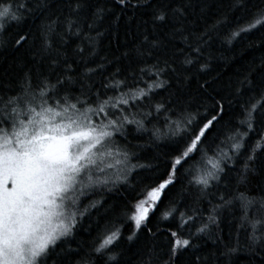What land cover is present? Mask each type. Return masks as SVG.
I'll return each instance as SVG.
<instances>
[{
    "label": "snow or ice",
    "instance_id": "6c2138e0",
    "mask_svg": "<svg viewBox=\"0 0 264 264\" xmlns=\"http://www.w3.org/2000/svg\"><path fill=\"white\" fill-rule=\"evenodd\" d=\"M113 2L121 13L131 9L148 16V20L141 22L144 26L141 43L148 45V49H135L133 59L138 58L139 63L134 67L130 61L128 69L117 67L97 80L106 65L89 66L95 55L96 39L90 33L111 8L91 5L89 0H0V32L12 23L21 25L28 19L39 20L35 32L31 27L17 32L14 47H33L40 41L39 49L32 52L35 73L29 68L15 88L3 86L0 90V264H48L53 255H60L55 251L58 242L73 235L78 221L91 209L104 208L105 192L117 190L120 185L131 186L132 173L146 166L131 164L136 153L128 144L117 141L118 136L126 137L129 126L136 132L150 133L152 142L167 141L166 155L170 160L162 181L144 184L132 201L105 208L115 214V220L126 218L134 223L135 230L127 237L130 241L142 225L147 226L149 214L157 210L162 197L167 195L165 189L177 182V166L194 159V154H199L200 160L193 165L196 174L189 183L199 186L198 194L190 193L197 204L212 195L208 191L211 187L228 178L229 165L235 164L246 147L247 155L238 174L240 182H246L248 175L256 172L258 153L264 156V58L237 79L232 99L212 97L211 112L206 116L198 118L188 112L181 98V86L191 78L182 69L197 63L220 25H229L228 13L200 28L190 16L197 6L203 12L204 3ZM90 8L94 10L89 14ZM228 12L247 17L245 23H237L230 30L231 38L264 28V0L258 4L253 0H231ZM101 35L96 33V37ZM71 37L81 39L90 51L86 53L85 47L78 44L70 62L64 45ZM123 55L128 57L129 53ZM178 56L183 57L179 65ZM46 57L47 75L41 71ZM145 57H151L153 62L149 63ZM81 64L83 67L79 69ZM206 67L200 65L201 69ZM57 68L60 71L56 72ZM157 90H164L167 97L155 99L159 95ZM233 101L239 105L243 119L239 120L240 127L228 128L225 103L231 106ZM161 115L163 127H157L154 121ZM222 122L224 139L216 144L219 136L212 138L213 133L218 132L217 125ZM252 135L257 139L249 144ZM210 138L211 155L204 147ZM94 196L100 198L92 199ZM85 199L89 202L82 206ZM218 199L220 203L212 206L206 222L195 233L190 232L188 238L170 233L173 241L162 264H180V257L190 251L193 259L183 264H213L214 254H195L199 245L192 237L199 238L202 233L211 236V227L219 230V210L230 206L232 201L224 195ZM239 199L245 209L240 225L247 226L245 250L260 255L264 253V195L245 197L241 193ZM199 215L196 207L180 211L176 202H170L163 213L164 218L178 216L180 228L195 222ZM120 231L118 223L110 222L93 252L97 255L108 252L119 240ZM216 239L221 238L217 235ZM237 251L239 242L222 255L231 256ZM116 259V255H108L109 261ZM77 264L91 262L82 258ZM140 264H154V256L149 255Z\"/></svg>",
    "mask_w": 264,
    "mask_h": 264
},
{
    "label": "trees",
    "instance_id": "16d2710c",
    "mask_svg": "<svg viewBox=\"0 0 264 264\" xmlns=\"http://www.w3.org/2000/svg\"><path fill=\"white\" fill-rule=\"evenodd\" d=\"M230 2L231 0H193L194 4H206L203 12L197 6L190 16V18L197 20L200 28L213 24L219 16L225 13H228L230 22L229 25H220L213 32V38L209 46L203 49L197 63L184 66L182 69L191 78L181 86V98L184 101L186 110L198 118L211 112L212 97H215L216 100H220L221 96L232 99L237 79L242 78V75L250 66L259 65L261 58H264V43H262L264 41V28L242 34L240 37L231 38L230 30L234 29L237 23H245L247 17L239 12L229 13L228 5ZM259 2L260 0H253L254 4ZM89 3L91 5H106L112 9L103 19L96 22L93 31L90 33L96 39L95 55L90 58L89 66L94 67L100 63L106 65L103 74L98 75L96 79H103V76L114 72L117 67L128 69L130 61L134 67L135 64L139 63L138 58L133 59L135 49L138 47L141 51H147L148 49V45L141 43L144 27L141 22L142 20H148V16L140 11L133 12L131 9L121 13L120 7L115 5L113 0H89ZM92 10L94 9L90 8L88 10L89 14ZM117 15H119V19L116 18ZM37 24H39L38 19L35 21L28 19L21 25L12 23L7 26L5 31L0 32V90L3 89V86L15 88L24 72L28 71L29 68H32L35 73L36 60L33 58L32 52L39 49L40 41L37 40L33 47L16 48L13 45V38L17 32L28 27H31L35 32ZM149 31H151L150 27ZM97 32L102 33V35L96 37ZM78 44L85 47L86 53L90 51V47L86 43H82L81 39L77 37L69 38L67 45H64V50L67 51L70 62L74 59L73 50ZM125 52L129 53L128 57L123 55ZM145 59L149 63L153 62L151 57H145ZM176 59L179 65L183 57L178 56ZM47 60L46 57L41 67V71L45 75L48 74ZM109 61L111 63H108ZM200 65H207V67L201 69ZM139 66L144 67V64L140 63ZM82 67L81 64L79 69H82ZM55 71L58 72L60 69L57 68ZM119 78L122 79L123 76ZM145 79H148V77H145ZM157 91L159 95L155 99L167 97L168 95L164 90ZM172 91H176L175 87ZM225 107L228 110V116L225 118L228 122L227 127H240L239 120L243 119V116L239 105L233 101L231 106L225 103ZM154 123L157 127H163V116L161 115ZM217 129L218 132L213 133L212 138L218 135L219 139H216L215 143L220 144V141L224 139V122L217 125ZM150 135L148 132H136L132 126H129L126 137H117L119 143L128 144L131 151L136 153V156L131 160V164L145 165L146 167H138L132 173V177H130L131 186L120 185L117 190L105 192L103 194V199L106 202L104 208H100L99 211L91 209L83 219H80L73 235L58 242L55 251L60 255H53L48 260V264H53V261H56V264H77L82 258L90 261L91 264H140L149 255L154 256V264H162V261L167 259V252L173 241L170 233L177 232L182 234L183 238H188L190 232L195 233L201 223L206 222L212 206L220 203L218 199L220 195H224L225 199H231L232 203L230 206L219 210L221 221L219 230L211 227V236L202 233L199 234V238L192 237L194 242L199 245L198 250H194L195 254L205 256L209 253L214 254L213 264H264V253L254 255L245 250L247 243L245 228L247 226L240 227L241 218L245 211L244 202L239 199L240 194L243 193L245 197L264 195V167L261 166L264 164V156H260L259 153L256 172L249 174L246 182L238 180V174L241 172L247 155V147L236 158L235 164L229 165L228 178L211 187L208 191L212 195L201 199L198 204L193 202V196L190 193L198 194L199 186L195 183H189V181L196 174L193 165L200 160V155L194 154V159L189 160L183 166L178 165L177 182L174 186H169L170 191L165 189L167 195L162 197V203L158 205L157 210L149 214L147 226L142 225L131 241L127 239L135 230L134 223L126 218L115 220V214L106 212L105 208L132 201L133 197L142 190L144 184H155L157 181L166 178L165 173L170 164V160L166 155L168 142H152ZM212 138L204 146L209 149V155L212 153V149L209 148ZM256 139L257 136L252 135L248 143H253ZM214 147L215 145H212V148ZM221 147H225V150H227L225 145H221ZM99 198V196L92 197V199ZM88 202L87 199L83 200L82 206ZM170 202H176L180 211H188L190 207L198 208L199 218L183 228L178 227L180 224L178 216L171 218H164L163 216V213L168 210ZM110 222H116L121 226L120 238L114 242L108 252L97 255L93 252V249L98 245L106 226ZM148 229H151V232ZM247 231H250V229ZM217 235L221 238L220 240L216 239ZM237 242H239V251L231 256L222 255L228 247L237 246ZM108 255H116L117 259L109 261ZM157 256L159 260L155 259ZM192 259L193 252H187L180 257V264H183L185 260L191 261Z\"/></svg>",
    "mask_w": 264,
    "mask_h": 264
}]
</instances>
